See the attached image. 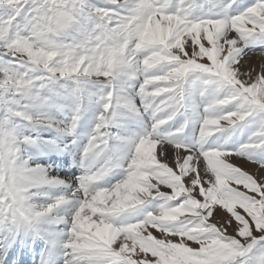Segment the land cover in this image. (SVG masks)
Masks as SVG:
<instances>
[{
	"label": "snow or ice",
	"instance_id": "6c2138e0",
	"mask_svg": "<svg viewBox=\"0 0 264 264\" xmlns=\"http://www.w3.org/2000/svg\"><path fill=\"white\" fill-rule=\"evenodd\" d=\"M0 264H264V0H0Z\"/></svg>",
	"mask_w": 264,
	"mask_h": 264
}]
</instances>
